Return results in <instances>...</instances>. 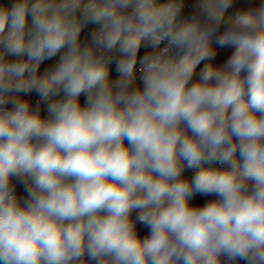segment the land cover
I'll return each instance as SVG.
<instances>
[{"label":"clouds","instance_id":"9594fccd","mask_svg":"<svg viewBox=\"0 0 264 264\" xmlns=\"http://www.w3.org/2000/svg\"><path fill=\"white\" fill-rule=\"evenodd\" d=\"M239 2H0V264H264V0Z\"/></svg>","mask_w":264,"mask_h":264},{"label":"trees","instance_id":"16d2710c","mask_svg":"<svg viewBox=\"0 0 264 264\" xmlns=\"http://www.w3.org/2000/svg\"><path fill=\"white\" fill-rule=\"evenodd\" d=\"M4 3H7V4H10V1L11 0H2ZM168 2V0H163V3H166ZM247 2V0H240V2L235 5L233 8L229 9V12L230 13H234L239 7H242L245 5V3ZM252 3H255V4H259L262 2V0H251ZM191 10H189L186 14L184 15H187ZM90 30L88 31H85V33H83L82 35H86L87 32H89ZM218 47V46H216ZM234 49H228L227 52H226V59L228 58V56H230L231 52L233 51ZM145 50L144 49H141V54H143ZM54 62L53 61H45L42 66H41V72H43L45 70L46 67H49L53 64ZM204 67V62H202L200 65H198L197 67V71H200V69H202ZM194 79H198L196 77H194ZM37 96L35 95V101L37 100ZM198 169H192L193 172L196 173ZM17 195L19 198L23 199V198H26V192L24 191V188L22 185L20 184H17ZM206 199H214V197H210V198H205V197H200V196H197L195 197L193 200H192V203L193 204H196V205H202L203 203L206 202ZM135 213L133 214V217H135ZM137 230H138V235L141 237V238H145L148 234H149V230L144 228L142 225H137ZM236 264H244V262L242 261H237Z\"/></svg>","mask_w":264,"mask_h":264},{"label":"rangeland","instance_id":"374dc122","mask_svg":"<svg viewBox=\"0 0 264 264\" xmlns=\"http://www.w3.org/2000/svg\"><path fill=\"white\" fill-rule=\"evenodd\" d=\"M163 0H161V2H162ZM0 2H3L2 0H0ZM13 2V0H11L10 1V4ZM4 3V2H3ZM91 27L92 26H89V28H87V29H85V31H88V30H91ZM227 50L228 49H221V51H220V55L219 56H217L216 57V61L215 62H217V63H222L224 60H226V52H227ZM54 62V61H53ZM113 67V71H112V76H115L116 75V73H115V71H114V66H112ZM32 95H34L35 96V93H30V94H21V96H24V97H26V98H30L33 102H35L30 96H32ZM81 103L83 104V102H84V97L82 96L81 98ZM43 115L45 116V117H47V113L46 112H44L43 113ZM217 163L218 162H213L212 164H208V165H201V167H216L217 166ZM225 167H226V165H225ZM199 170V169H198ZM197 170V171H198ZM196 171V172H197ZM184 175L186 176V177H189V178H191L192 176H194L195 175V172H193L192 171V169H186L185 170V172H184Z\"/></svg>","mask_w":264,"mask_h":264},{"label":"built area","instance_id":"2783aa9c","mask_svg":"<svg viewBox=\"0 0 264 264\" xmlns=\"http://www.w3.org/2000/svg\"><path fill=\"white\" fill-rule=\"evenodd\" d=\"M195 3V0H185V8L183 10V14H186L189 10H191L192 8V5ZM164 45H161V47H163ZM199 72L200 71H197V75L195 76L196 78L199 77ZM216 167H225V165H220L219 163H217V166ZM187 169V167H185V170Z\"/></svg>","mask_w":264,"mask_h":264},{"label":"crops","instance_id":"0c3cea01","mask_svg":"<svg viewBox=\"0 0 264 264\" xmlns=\"http://www.w3.org/2000/svg\"><path fill=\"white\" fill-rule=\"evenodd\" d=\"M162 3H163V1H162ZM30 97L35 101V96L34 95H32Z\"/></svg>","mask_w":264,"mask_h":264}]
</instances>
